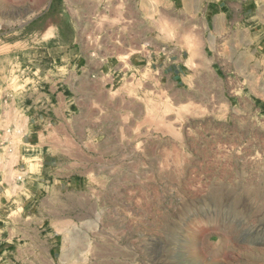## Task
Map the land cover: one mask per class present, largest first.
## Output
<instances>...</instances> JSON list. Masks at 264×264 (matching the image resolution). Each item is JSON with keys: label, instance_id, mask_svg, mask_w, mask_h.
Returning <instances> with one entry per match:
<instances>
[{"label": "rangeland", "instance_id": "rangeland-1", "mask_svg": "<svg viewBox=\"0 0 264 264\" xmlns=\"http://www.w3.org/2000/svg\"><path fill=\"white\" fill-rule=\"evenodd\" d=\"M110 4L24 17L0 0L2 160L28 86L35 96L92 60L120 68L65 80L63 180L35 206L4 193L0 264H264V0H144L137 30ZM159 52L186 63L176 80L128 65Z\"/></svg>", "mask_w": 264, "mask_h": 264}, {"label": "crops", "instance_id": "crops-1", "mask_svg": "<svg viewBox=\"0 0 264 264\" xmlns=\"http://www.w3.org/2000/svg\"><path fill=\"white\" fill-rule=\"evenodd\" d=\"M54 1H71V0H15L14 9L12 11L16 15L24 17L43 16L44 12H39L44 8V2ZM112 2L107 6V13H112L113 16L132 18L134 20L133 28L137 30L139 25L138 18L143 13L144 0H108ZM19 2V5H17ZM34 2L37 5L34 6ZM114 6V8H112ZM121 7L119 13L115 8ZM13 7V6H12ZM246 8L247 7L243 6ZM131 21V20H130ZM76 43V42H73ZM79 45V44H78ZM48 46V45H47ZM46 46V47H47ZM54 47V44L51 45ZM59 47V44H57ZM77 47V46H76ZM143 48V47H142ZM155 48V47H154ZM144 49V48H143ZM142 61V62H141ZM109 63V61H108ZM106 62H94L81 66V72H69L68 75L61 72H56L51 75L50 84L46 85L43 91L37 92L34 96L32 91H35L33 85L28 86L25 96L31 98L28 104L24 105V123L19 129H11V132H16L9 140L11 148V157L7 160H2L0 157V202L4 203V193L11 192L20 195L26 205L35 206L42 202L48 192V188H54L58 182L63 180L60 174L61 165V149L66 143L68 135L66 128L75 127L76 116L73 109L75 103L73 97L67 95L64 88L66 79H81L89 80L91 77L96 79L108 77L113 80L118 75V64L109 65ZM131 67H141L151 65L152 68L158 70L162 77L167 80H176L185 70L186 63L181 60L178 54H166L159 52L158 54H141L135 59H131L128 63ZM72 69L74 64H71ZM89 67H96V72H89ZM107 67V71H104ZM33 98V99H32ZM1 135V132H0ZM31 168L38 169L34 174ZM25 173L26 182L17 184L15 180L18 174ZM16 177V178H13ZM30 177L34 180L31 181ZM13 179H15L13 181ZM15 182V183H14ZM27 191L29 197H24L21 194ZM48 238V236H46ZM49 239V238H48Z\"/></svg>", "mask_w": 264, "mask_h": 264}]
</instances>
